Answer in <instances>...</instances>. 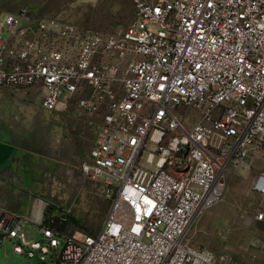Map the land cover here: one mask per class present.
Listing matches in <instances>:
<instances>
[{"label":"built area","instance_id":"built-area-1","mask_svg":"<svg viewBox=\"0 0 264 264\" xmlns=\"http://www.w3.org/2000/svg\"><path fill=\"white\" fill-rule=\"evenodd\" d=\"M130 1L133 19L113 34L26 6L0 13V88L100 117L80 163L110 199L95 233L43 216L30 241L23 218L0 213V244L16 238L39 264H219L186 236L222 198L229 165L260 152L264 194V0Z\"/></svg>","mask_w":264,"mask_h":264},{"label":"rangeland","instance_id":"rangeland-1","mask_svg":"<svg viewBox=\"0 0 264 264\" xmlns=\"http://www.w3.org/2000/svg\"><path fill=\"white\" fill-rule=\"evenodd\" d=\"M29 7L37 17L72 22L113 34L134 17L130 0H0L1 12ZM0 134L15 146L18 171L25 175L27 190L46 200L45 217H66L60 225L65 233H95L106 214L110 199L99 184L84 177L80 163L92 146L99 115L83 111L75 101L63 110L41 106L36 89L0 88ZM182 114L183 111L178 109ZM188 124L200 118L189 109ZM263 159L258 151L235 159L227 170L222 198L203 209L187 232L190 245L210 251L219 264H264V222L255 218L262 196L253 189L251 175L258 173ZM36 222L21 230L30 241L40 239ZM16 238L0 244V264H39V252L28 257L17 253Z\"/></svg>","mask_w":264,"mask_h":264},{"label":"crops","instance_id":"crops-1","mask_svg":"<svg viewBox=\"0 0 264 264\" xmlns=\"http://www.w3.org/2000/svg\"><path fill=\"white\" fill-rule=\"evenodd\" d=\"M3 93V91H0V95H3ZM0 143L11 147L9 157L3 163H0V213L15 214L23 218L26 222L38 223L44 216L47 209V202L46 200L38 198L33 193V188L27 190L26 182H20L25 181L26 177L21 171L17 170V163H12L11 161L16 156V147L5 141L1 134ZM257 177L258 173L251 175L250 180L253 182V185ZM259 194L262 196L261 206L263 208L264 194Z\"/></svg>","mask_w":264,"mask_h":264},{"label":"water","instance_id":"water-1","mask_svg":"<svg viewBox=\"0 0 264 264\" xmlns=\"http://www.w3.org/2000/svg\"><path fill=\"white\" fill-rule=\"evenodd\" d=\"M11 147L9 145L0 143V163H3L10 155Z\"/></svg>","mask_w":264,"mask_h":264}]
</instances>
